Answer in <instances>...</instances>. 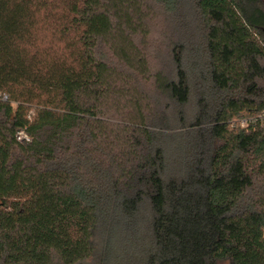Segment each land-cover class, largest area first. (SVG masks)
Masks as SVG:
<instances>
[{
	"label": "trees",
	"instance_id": "obj_1",
	"mask_svg": "<svg viewBox=\"0 0 264 264\" xmlns=\"http://www.w3.org/2000/svg\"><path fill=\"white\" fill-rule=\"evenodd\" d=\"M0 264H264V0H0Z\"/></svg>",
	"mask_w": 264,
	"mask_h": 264
},
{
	"label": "built area",
	"instance_id": "obj_2",
	"mask_svg": "<svg viewBox=\"0 0 264 264\" xmlns=\"http://www.w3.org/2000/svg\"><path fill=\"white\" fill-rule=\"evenodd\" d=\"M2 99H3V100H7V97L4 96ZM19 138H20V139H22V138H26V136H25L24 134H20Z\"/></svg>",
	"mask_w": 264,
	"mask_h": 264
}]
</instances>
